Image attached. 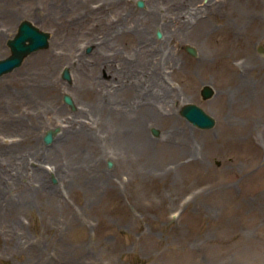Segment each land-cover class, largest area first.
Listing matches in <instances>:
<instances>
[{
    "label": "rangeland",
    "instance_id": "1",
    "mask_svg": "<svg viewBox=\"0 0 264 264\" xmlns=\"http://www.w3.org/2000/svg\"><path fill=\"white\" fill-rule=\"evenodd\" d=\"M138 1L0 0V59L10 54L6 42L22 20L50 35L46 48L0 77V264H264V131L258 128L264 121L252 119L250 136L249 130L227 129L247 127L254 107L237 103L234 93L241 83L232 82L224 69L231 35L224 22L244 32L245 22L219 15L229 3H246L257 16L254 35L240 37L229 52L236 56L242 86L259 101L264 96V0H185L184 8L202 9L209 30L199 34L188 27L183 36L173 20V0H141V8ZM149 7L158 8L174 32L167 42L174 59L165 74L180 98L172 102L174 119L148 121L146 139L155 143L169 129L185 127L200 161L181 170H171L175 155L158 161L171 164L173 172L167 179L161 172L157 180L144 177L145 187L143 175L133 172L111 138L113 124L104 117L113 105L104 109L96 100L135 97L136 103L143 97L142 92L121 96L116 90L128 83L129 64L142 65L149 75L154 69L148 60L142 64L144 56L136 53V38L126 28L135 15L146 26ZM158 22L150 29V49L157 53ZM186 46L196 55L188 54ZM65 68L70 80L62 78ZM205 85L213 91L207 99L201 97ZM185 104L212 116L213 128L189 124L180 115ZM86 116L91 124L85 125L93 129L87 132L98 139L94 150L87 148L88 159L71 156V150L87 155L85 146L49 148L64 121L80 123ZM54 129L46 144L44 135ZM79 138L73 134L69 139L72 144ZM49 149L56 151L50 158L43 155ZM58 164L60 176L53 173ZM174 178L177 184L170 186Z\"/></svg>",
    "mask_w": 264,
    "mask_h": 264
},
{
    "label": "bare ground",
    "instance_id": "2",
    "mask_svg": "<svg viewBox=\"0 0 264 264\" xmlns=\"http://www.w3.org/2000/svg\"><path fill=\"white\" fill-rule=\"evenodd\" d=\"M185 0H173L172 2V9L174 10L175 14L173 16V20H176L175 22L179 23V32L183 36V30L185 31L188 27L194 28L196 31H198L199 34L203 33L206 30H209V24L206 22L205 19H203L202 16V9H196L194 11L190 10L189 8H184V2ZM210 3L213 2V0L209 1ZM208 3V4H210ZM238 6L235 4H230V6H227L225 9V12H221L219 15L223 18H226L227 16L235 15L234 17L242 23L245 22V27L247 28L244 32L242 30L238 31L237 29L233 28L228 25L229 22H224L226 27L230 28V37L228 38L229 43V49L228 51H225L226 57L228 58V63L224 62L226 64L225 71L226 73L230 74L232 76V82L234 83H241L239 90L234 93V96L238 100L237 103L247 102L248 106L250 108H253L252 116L248 120V126H238L235 128L227 127L229 131L239 132V131H248L249 133H246V135L250 136L253 128H252V119L254 117H257L258 121L262 120L264 121V117H262L261 111L264 110V96L257 101L254 98H250L251 94L249 90L245 89L244 82H241V76L238 71V67L234 65L233 60L236 59L234 54H231L229 51L234 52L235 47H233V44L239 40V38L247 36V34L254 35V32L251 31L257 24V16L254 12H250L247 9L246 3H237ZM225 5V3H224ZM206 9V7L204 8ZM207 10L210 12V10L207 8ZM220 10H218L216 13H218ZM223 11V10H221ZM146 26H142L141 23L139 24L138 21H136L134 18L136 15L131 19L129 27H126L128 32H131L132 35L136 38V53L138 51H141L144 60L142 64H145V62L148 60L151 64L154 65L153 73L151 72V75L147 73V70H143L142 65L135 66L134 63L129 64V71H130V77L128 83H124L119 85L117 88V92L122 95H125L126 92L134 90L138 92L143 93V97L141 96L140 100L135 103V97H132L127 101V99L124 100H118L113 99L111 103L109 101H105V103L101 102L100 100H96L101 104V107L106 109L107 106L113 105L110 107L109 111L107 112V117L104 118H110V122L112 125V134L111 138L114 140L115 147L119 149L123 153V156H125V161L131 164L133 166V172L137 173V175H143L141 183L146 187L148 186V180H157L159 177L157 174L163 173L162 178L167 179L168 176H170L171 171L175 166L178 170H181L183 167L189 166L191 163L198 164L197 161H200V151L199 148H195L194 143L191 142L188 133L187 128H171L168 131L165 132V135L162 139L158 140L157 142H152L146 139V126L148 121H152L155 118H164V119H174V111L172 108V102L176 99H179L180 96L177 93V90L173 87V85L167 80L165 70L169 67V64L173 61L174 56L171 52V48L167 47V42L171 37H174V32L168 29V25L164 21L165 17L164 14L161 13V11L158 10V8L149 7L148 10H146ZM144 18V16H143ZM135 20V23L132 20ZM159 19V28L161 30V41L159 43V50L157 53V49H150L153 47L154 44L151 41L153 38L152 33L150 32V29L155 28V20ZM143 25L145 24L142 22ZM106 25V21L104 22ZM244 27V28H245ZM105 26H102L101 30H103ZM197 28H199L197 30ZM241 28V27H240ZM188 31V30H186ZM120 32V31H118ZM117 32V33H118ZM115 33V34H117ZM151 38V39H150ZM233 47V48H232ZM149 52V53H148ZM133 66V67H131ZM159 72L160 75V86L158 80V76L155 74ZM124 74H127L124 72ZM23 82V81H22ZM85 82L91 83V80L88 79ZM101 82V81H99ZM148 82H151L153 84L149 85V94L147 93L146 84ZM98 85V83H96ZM152 85V89H151ZM244 85V86H242ZM35 85L30 84L28 86V90L33 92ZM25 91V90H23ZM22 92V91H20ZM26 92V91H25ZM98 92V90L96 91ZM147 93V95H146ZM23 95V92L21 93ZM95 94V93H94ZM26 95H31L30 92H28ZM133 95V93H132ZM98 96V95H97ZM102 96V95H100ZM100 98V97H99ZM250 98V99H249ZM101 99V98H100ZM122 102V104H121ZM250 103V105H249ZM32 105H29L28 108H31ZM244 107V106H243ZM242 109V108H241ZM30 110V109H29ZM111 111V112H110ZM152 119H151V118ZM150 118V119H148ZM148 119V120H146ZM255 121V119H254ZM66 125H62V127L59 128V135L55 136L53 141L51 142L50 149L60 147L61 144L68 143V146L72 145H78L79 147H86V151L88 152L87 155L83 153L82 150H77L79 153L73 152L71 150V156L72 154L75 155H81L80 157L83 158H89L91 156V153L87 148H90L91 150H94L97 146L95 143L97 139L96 133H90L87 132L86 128H90V126H86L85 124H91L90 118L87 116L83 118L80 123L75 120H69L64 121ZM188 126H190L188 124ZM256 127V126H255ZM258 127V126H257ZM261 131H264V127L261 128ZM226 129V130H227ZM93 130V129H91ZM76 134L80 136L81 138L78 139L77 143L70 142L71 139L70 136ZM119 146V147H118ZM49 151L47 155L45 152H43L44 156H54L56 154V151ZM38 153V151L36 152ZM160 153V154H159ZM173 155H175L173 166L170 170V165L167 167L158 165V161L164 162L166 159L172 158ZM168 156V157H167ZM177 156V158H176ZM59 158V157H58ZM160 162V163H161ZM44 168L49 169L50 172L53 171L52 167L44 166ZM46 171V170H45ZM47 172V171H46ZM161 172V173H159ZM43 172H41V175ZM55 173L57 176L59 175V164L57 166V169L55 170ZM37 177V176H36ZM139 177V176H137ZM144 177H147L145 179ZM40 181L42 178L37 177ZM164 179V180H165ZM131 180V179H130ZM128 181L130 183L131 181ZM177 179L174 178L170 186H175L177 184ZM44 183V182H43ZM204 195V194H203ZM200 197V196H198ZM197 197V198H198Z\"/></svg>",
    "mask_w": 264,
    "mask_h": 264
},
{
    "label": "water",
    "instance_id": "3",
    "mask_svg": "<svg viewBox=\"0 0 264 264\" xmlns=\"http://www.w3.org/2000/svg\"><path fill=\"white\" fill-rule=\"evenodd\" d=\"M138 7H143V2L139 0L137 2ZM157 36L160 37V33L157 32ZM49 34L41 31L27 20H23L17 27V32L13 38L7 40V46L10 50V55L4 59H0V77L6 73L11 72L15 68L19 67L23 59L37 50L46 48L48 46ZM185 50L188 54L195 56L196 50L191 46H186ZM62 78L70 80L68 70L65 68L62 72ZM213 91L208 86H203L201 90V97L207 99L212 95ZM63 100L66 104L73 108V103L68 95L63 96ZM180 115L184 117L190 124L199 129L213 128L215 120L212 116L208 115L204 110L195 104H185L180 109ZM58 129L48 130L44 135V142L46 144L52 141V136L57 133ZM154 135H157L156 130H152ZM112 164L108 162L110 167Z\"/></svg>",
    "mask_w": 264,
    "mask_h": 264
}]
</instances>
